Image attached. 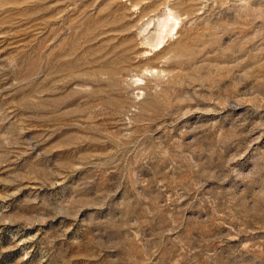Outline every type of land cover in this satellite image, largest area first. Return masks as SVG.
<instances>
[{"label":"rangeland","instance_id":"obj_1","mask_svg":"<svg viewBox=\"0 0 264 264\" xmlns=\"http://www.w3.org/2000/svg\"><path fill=\"white\" fill-rule=\"evenodd\" d=\"M0 264H264V0H0Z\"/></svg>","mask_w":264,"mask_h":264}]
</instances>
